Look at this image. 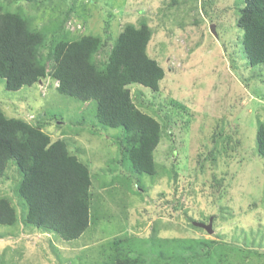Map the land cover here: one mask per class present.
<instances>
[{"label": "rangeland", "instance_id": "rangeland-1", "mask_svg": "<svg viewBox=\"0 0 264 264\" xmlns=\"http://www.w3.org/2000/svg\"><path fill=\"white\" fill-rule=\"evenodd\" d=\"M169 2L44 0L37 6L22 0L11 5L35 15L36 23L48 30L56 29L67 10L73 9L65 26L77 34L115 37L127 22L138 24L146 19L153 30L148 51L166 74L158 91L138 84L130 88L139 107L173 131L172 138H162L155 155L159 164L170 166L173 157L177 158L178 177H164L163 169L155 176L132 173L128 164L118 162L114 136L121 129L99 126L95 101L85 107L77 98L60 94L58 82L49 76L17 91L8 90L0 78V106L6 115H21L33 123L51 118L54 124L48 131L52 137L64 135L71 145L83 147L77 150L89 154L91 172L96 175L91 223L81 236L48 242L37 234L34 238L24 235L18 226H0L5 235L0 239V264H115L116 238L127 236L146 264H170L172 254L173 264H182V254L201 257L197 246L182 252V240L202 236L219 239L211 257L225 259L224 254H229L227 264L239 260V247L264 251V158L256 144L257 123L264 121V69L261 64L248 63L242 29L236 25L235 0H187L182 9H169ZM218 122L224 133L233 134L235 142L234 150L228 151L232 155L223 154L215 168L224 176L222 191L210 195L212 170L204 167L209 163L204 157L213 147L208 136L217 130ZM94 125L95 135L91 134ZM203 145L210 146L205 155ZM199 153L200 162L195 160ZM7 176L0 179V192L12 199L19 218L27 204L16 193L20 170L13 160ZM160 193L172 201L167 206L171 214L148 219L153 214L150 206L162 201ZM211 213L216 216L213 234L194 224L199 220L207 224ZM189 217L195 220L192 224Z\"/></svg>", "mask_w": 264, "mask_h": 264}, {"label": "trees", "instance_id": "trees-1", "mask_svg": "<svg viewBox=\"0 0 264 264\" xmlns=\"http://www.w3.org/2000/svg\"><path fill=\"white\" fill-rule=\"evenodd\" d=\"M14 1L22 0L0 3V78L5 80L6 88L17 91L51 77L59 82L56 88L60 94L75 97L84 104L95 101L96 120L100 127L121 129V133L114 136L120 154L118 162L128 164L130 172L155 176L163 169L164 177L177 179V158L173 157L170 166L159 164L155 155L162 138L166 135L171 137L173 131L166 129L162 120L142 110L130 88L138 84L158 91L166 74L157 58L148 51L153 30L146 19H141L138 24L127 22L115 37L77 34L65 26L73 9L67 10L56 29L48 30L36 23L35 15L24 13L20 6L12 9ZM23 1L39 6L44 0ZM186 1L170 0L168 8L182 9V2ZM235 3L238 11L236 25L242 29L241 44L248 63L261 64L264 69V0H235ZM50 121L51 118L39 119L33 123L21 115L8 117L0 106V179L8 177V164L15 161L20 170L16 193L27 204L26 213L18 218L12 199L0 192V226H18L20 232L30 226L37 232L55 233L58 240H72L90 226L92 187L96 175L92 174L90 163L79 158L74 145L64 135L52 137L48 127L54 123ZM214 129L217 130L208 136L213 147L204 157V160H209L204 167L212 170L210 195L222 191L224 176H220L215 168L223 154L232 155L228 151L234 150L235 142L233 134L224 133L219 122ZM91 133H97L96 125ZM256 144L257 153L264 158L262 120L256 126ZM209 147L204 146V155ZM201 154H197L195 160L200 162ZM158 197L162 201L150 206L153 214L148 219L171 214L167 206L172 201L164 193ZM215 217L211 213L207 219L213 222ZM189 221L192 224L195 220L189 217ZM154 232L155 229L151 233ZM3 235L0 231V239ZM175 241L178 246L179 241ZM219 243L218 238L203 236L182 240V252L195 250L197 246L201 254V257L197 256L198 253L182 254V264H227L229 254H224L225 259L211 257L212 248ZM238 249L241 252L237 257L239 260L229 264H264V251L261 249ZM115 252V264L147 263L129 236L116 238ZM253 257H256V262ZM172 262L173 254L170 264Z\"/></svg>", "mask_w": 264, "mask_h": 264}, {"label": "crops", "instance_id": "crops-1", "mask_svg": "<svg viewBox=\"0 0 264 264\" xmlns=\"http://www.w3.org/2000/svg\"><path fill=\"white\" fill-rule=\"evenodd\" d=\"M91 103V102H90ZM89 102H86L84 105H85V107H86V105H89L90 104ZM91 134H93V135H95L94 133H91ZM97 134V133H96ZM65 137V136H64ZM68 141V140H67ZM69 142V141H68ZM74 152L79 156V158L80 159H82V158H85V160L84 159H82L83 161H88L89 163H91V158H89L88 157V155H83V153H82V151H79V150H77V148H79L80 150H83L84 148L83 147H81L80 145H75L74 147ZM164 218V217H163ZM155 219V218H154ZM151 221V220H150ZM152 222V221H151ZM154 228L152 227V230H153ZM212 232L210 233V232H208V231H206L207 233H209V234H213L214 233V228H213V226H212ZM24 235H26V234H33V238H34V236L37 234L38 235V237L37 238H39V237H46V239H47V241L49 242V240H51L52 242L53 241H55V242H57V243H61V242H67V241H69V240H63V239H59L58 240V238H56L55 236H52V234L51 233H49V232H37L36 230H35V228H32V227H30V226H27L26 227V229H24Z\"/></svg>", "mask_w": 264, "mask_h": 264}, {"label": "water", "instance_id": "water-1", "mask_svg": "<svg viewBox=\"0 0 264 264\" xmlns=\"http://www.w3.org/2000/svg\"><path fill=\"white\" fill-rule=\"evenodd\" d=\"M214 30V29H213ZM194 224H197L199 226H202L205 228L206 231L208 232H212V219H210L209 223L205 224V223H200V222H194Z\"/></svg>", "mask_w": 264, "mask_h": 264}, {"label": "clouds", "instance_id": "clouds-1", "mask_svg": "<svg viewBox=\"0 0 264 264\" xmlns=\"http://www.w3.org/2000/svg\"><path fill=\"white\" fill-rule=\"evenodd\" d=\"M44 80H45V79H43V80H42V81H40V82H44ZM56 82H58V81H56ZM58 85H59V82H58ZM58 85H57V86H58Z\"/></svg>", "mask_w": 264, "mask_h": 264}]
</instances>
